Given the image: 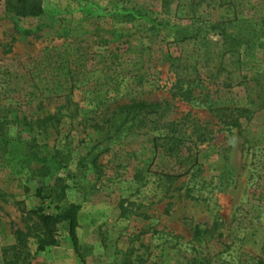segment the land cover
Returning a JSON list of instances; mask_svg holds the SVG:
<instances>
[{"label":"rangeland","instance_id":"obj_1","mask_svg":"<svg viewBox=\"0 0 264 264\" xmlns=\"http://www.w3.org/2000/svg\"><path fill=\"white\" fill-rule=\"evenodd\" d=\"M171 1L42 0L43 17L18 18L0 0V111L21 121L64 109L49 98L48 89H59L52 75L75 74L73 105L58 131L31 132L21 122L0 134V264L13 231L33 224L30 211L55 214L71 203L81 205L77 234L86 264H264V0ZM142 7L161 24L156 30L126 22V12ZM220 17L250 45L225 54L222 36L210 30ZM99 27L118 32L97 38ZM179 80L181 87L195 80L193 97L208 91L210 101L185 100L174 88ZM131 101L168 103L163 118H150L160 126L176 122L188 135L195 123L203 126L189 144L198 200L183 196L187 177L169 195L154 178L136 180L164 165L153 159L155 126L128 124L109 136L104 117ZM210 105L234 115L247 110L242 132L220 124ZM34 139L67 167L46 178L29 174L22 157ZM42 187L52 198L37 196ZM197 227L205 233L200 240ZM57 238L40 253L31 240V264H83L65 225Z\"/></svg>","mask_w":264,"mask_h":264},{"label":"trees","instance_id":"obj_2","mask_svg":"<svg viewBox=\"0 0 264 264\" xmlns=\"http://www.w3.org/2000/svg\"><path fill=\"white\" fill-rule=\"evenodd\" d=\"M213 1V0H212ZM172 1L171 0H161V3L166 7ZM223 3L221 2L218 9H222ZM141 9L131 10L126 12L123 16L128 19V23L142 22L149 25L153 30L161 24L157 20L149 16L148 12ZM6 13L18 18H41L45 15L42 0H7L6 2ZM220 17L216 24L211 25V31L218 32L223 38V44L225 45V54L235 55L239 52L245 45H250V42L241 35H236L227 31L225 27V22ZM118 30L108 31L106 29H101L100 27L95 31L97 38H102L106 35H114ZM184 32V31H182ZM182 40L187 39V33L182 34ZM65 69V68H63ZM55 71V70H54ZM138 69H134L133 73L135 78L139 76ZM60 74H53V84L57 86L58 90H50L49 98L54 100H62L64 102V109H58L54 113L44 114L42 117L29 118L24 117L20 121L18 116L11 115V111L7 108H3L0 112V134L4 133L8 126L7 124H18L24 122V127L28 128L29 131H39L47 132L50 130L58 131L59 127L63 123V118H66V114L70 111V106L73 105V95L72 89L74 88V72L68 69V72L64 76L59 78ZM48 79V77H47ZM197 80L199 83L202 81ZM195 80L191 81L194 85L182 86L180 85V80L177 85L174 86L178 89L179 95L184 96L185 100L188 101H202V103H208L209 92H201L197 97H193L195 93ZM201 80V79H200ZM199 85V84H198ZM64 86H67L64 88ZM201 87V85H199ZM185 88V89H184ZM182 90H185L182 92ZM177 93L173 96H177ZM204 94V95H203ZM204 96V97H202ZM264 106V98H263ZM168 103H148L146 101H131L128 104L119 105L116 110L112 113L106 115L104 118L109 124V136H116L122 129L131 124L132 126H138L139 128H152L155 126L157 131L153 138V159L157 157L162 158V171L150 173L148 171H141L137 173L136 180H145V176L154 178V182L158 185L159 189L163 191L165 195H169L178 189L175 184L183 178H188V181H184L186 184L185 195L186 198H191L192 200H198L192 194L195 191V186L192 188L190 183L193 179L197 177L196 164H192V148L189 144L197 142L194 140L195 134L203 128L199 123H195V129L189 135L184 131L183 128L179 129V123L167 122L164 126H160L158 121H150V118L158 115L159 118H163L164 114L167 112ZM65 110V111H64ZM209 111L213 113L219 120V123L225 127L236 129L242 132L243 124L241 123V118L245 117L247 110L236 109L237 114L228 113L224 109L213 108L212 105L209 107ZM75 117L69 116V118ZM72 119V118H71ZM18 122V123H17ZM7 126V129L6 127ZM95 128H103L98 123L93 125ZM153 126V127H151ZM205 140L204 138L201 139ZM24 149V148H23ZM157 156V157H156ZM191 156V157H190ZM194 162H197L196 160ZM22 163L26 164L28 172L37 173L40 177H49L53 172L61 170L67 167V160L61 158L57 154H53L47 151H41L36 143V140L32 141V144L25 150L22 157ZM170 163H172L170 165ZM96 169L100 168L97 166V161L93 162ZM35 166V169H33ZM56 188V184L49 186L47 190L53 194V189ZM28 190V189H27ZM46 189L39 188L37 190V196L41 199L52 198V195H47L43 192ZM58 194V193H57ZM64 198V192H60L57 200L60 201ZM123 214L130 212L129 207H122ZM58 212L55 214H45L42 208L30 211L27 215L29 219H32L33 224L29 226L26 230L15 229L13 231L14 243L5 247L2 250L3 264H31V253L29 251V246L31 240H34L36 245V252H44L49 247H55L58 245L57 233L61 226H66L71 238V242L75 249L77 255L82 259V263L86 264L84 260L81 249L79 245V239L77 230L79 227L78 216L81 210V205L79 204H68L64 207H59ZM204 232L198 227L195 228V238L200 240L204 236Z\"/></svg>","mask_w":264,"mask_h":264}]
</instances>
